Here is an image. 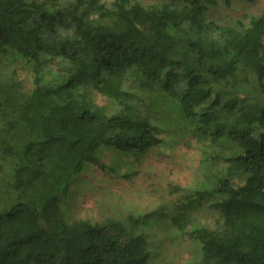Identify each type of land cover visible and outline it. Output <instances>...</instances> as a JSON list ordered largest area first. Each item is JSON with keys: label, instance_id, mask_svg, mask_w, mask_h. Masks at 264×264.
<instances>
[{"label": "trees", "instance_id": "16d2710c", "mask_svg": "<svg viewBox=\"0 0 264 264\" xmlns=\"http://www.w3.org/2000/svg\"><path fill=\"white\" fill-rule=\"evenodd\" d=\"M154 1L0 0V145L15 195L0 264H149L152 213L92 222L67 208L87 169L116 177L107 152L141 167L162 145L158 96L203 151L184 170L203 184L167 185L172 227L199 245L198 264H264V13L223 25L213 9L254 0Z\"/></svg>", "mask_w": 264, "mask_h": 264}, {"label": "rangeland", "instance_id": "374dc122", "mask_svg": "<svg viewBox=\"0 0 264 264\" xmlns=\"http://www.w3.org/2000/svg\"><path fill=\"white\" fill-rule=\"evenodd\" d=\"M154 2L141 0L142 4ZM263 13L264 0L252 3L234 1L229 9L215 8L209 16L218 24L225 25L236 19L248 23ZM16 71V82L27 92L31 89L30 72L24 69ZM154 99L155 112L164 132L162 145L141 167L127 157L107 152L101 160L116 167V177L111 178L96 168L87 169L74 185L67 213L69 217L92 222H103L128 213H152L153 221L147 232L151 250L149 264H198L201 258L199 245L181 238L171 225L167 185L195 188L203 184L204 171L193 175L184 172L187 166L200 164L203 151L199 141L189 133L190 124L177 104L161 96ZM261 99L264 102V96ZM2 150L0 145V216L15 204V195L9 187L14 163L3 156ZM123 174L126 179L119 178ZM200 222L214 225L213 218L205 217Z\"/></svg>", "mask_w": 264, "mask_h": 264}]
</instances>
